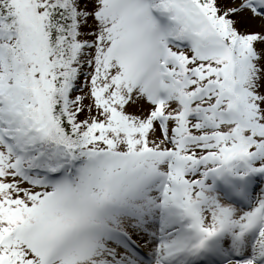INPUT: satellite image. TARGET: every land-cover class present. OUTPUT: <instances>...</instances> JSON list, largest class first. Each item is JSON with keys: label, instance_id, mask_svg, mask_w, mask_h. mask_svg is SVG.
Wrapping results in <instances>:
<instances>
[{"label": "snow or ice", "instance_id": "obj_1", "mask_svg": "<svg viewBox=\"0 0 264 264\" xmlns=\"http://www.w3.org/2000/svg\"><path fill=\"white\" fill-rule=\"evenodd\" d=\"M0 264H264V0H0Z\"/></svg>", "mask_w": 264, "mask_h": 264}]
</instances>
